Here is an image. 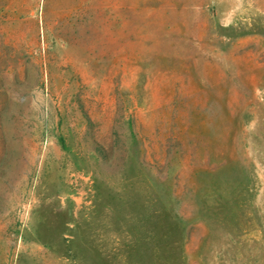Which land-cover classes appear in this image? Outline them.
<instances>
[{
	"label": "rangeland",
	"instance_id": "obj_1",
	"mask_svg": "<svg viewBox=\"0 0 264 264\" xmlns=\"http://www.w3.org/2000/svg\"><path fill=\"white\" fill-rule=\"evenodd\" d=\"M0 264H264V0H0Z\"/></svg>",
	"mask_w": 264,
	"mask_h": 264
}]
</instances>
